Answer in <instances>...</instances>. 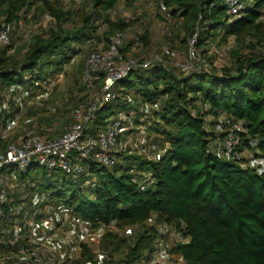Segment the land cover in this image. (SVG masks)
<instances>
[{
	"label": "trees",
	"instance_id": "16d2710c",
	"mask_svg": "<svg viewBox=\"0 0 264 264\" xmlns=\"http://www.w3.org/2000/svg\"><path fill=\"white\" fill-rule=\"evenodd\" d=\"M85 1L82 7H65L62 0H0V26L12 23L19 27V23L44 16L51 19L46 30L22 38L16 37L14 26L11 44L0 46V95L8 87L21 86L36 98L33 82L64 76L79 52L73 45L95 38L101 22L108 27V44L115 31L136 25L132 20L110 19L109 13L121 0ZM241 2L243 9L233 18L227 15L222 0H155L156 16L161 21L180 23L187 36L197 32V47L204 49L202 53L215 42L233 38L236 47L227 49L232 61L222 67L210 62L209 69L200 65L189 73L156 64L120 80L114 86L119 97L98 108L87 125V134L93 135L109 123L101 114L113 103L117 110L130 112L124 96L131 94L136 105L154 107L136 115L145 118L146 136L139 142L143 152L119 153L120 163L113 167L91 162L77 182L54 171L36 179L32 173L35 166L31 165L28 183L36 181L47 200L38 206L37 220L68 211L90 228H101L105 264L118 252L122 259L117 264H156V258L165 253L157 247L158 238L167 237L157 225L169 226L181 237L171 248L181 264H264V168L248 164L258 159L264 163V0ZM136 35L146 48L148 32ZM188 39L183 40L187 48ZM132 44L126 41L120 48L123 57ZM214 49L212 54L218 59ZM84 63L85 59L77 70L86 88ZM101 84L102 79L94 82L98 90ZM23 112L19 107L11 113L0 111V153L8 148L3 133ZM31 112L28 109L26 114ZM50 113L55 115L56 108ZM206 116H222L240 126L236 132L239 145L232 159L213 151L217 147L214 141H222L223 134L207 129L208 125L214 127L216 120L208 124ZM45 134L51 135H39ZM152 144L159 150L167 148L156 156L155 149H148ZM244 150L248 154L240 157ZM144 173H149L150 179L146 180ZM142 182L146 185L143 190L139 186ZM66 183L75 187L67 188ZM32 189L27 187L24 193L29 196ZM26 208L22 219L31 213L32 206L27 204ZM8 223L5 220L0 225ZM129 228L134 230L126 234ZM20 243L10 246L14 254ZM80 248L83 254L89 250L87 246Z\"/></svg>",
	"mask_w": 264,
	"mask_h": 264
},
{
	"label": "built area",
	"instance_id": "2783aa9c",
	"mask_svg": "<svg viewBox=\"0 0 264 264\" xmlns=\"http://www.w3.org/2000/svg\"><path fill=\"white\" fill-rule=\"evenodd\" d=\"M222 4L226 8L227 15L233 18L237 17L243 9L241 0H222ZM13 33L14 25L12 23H2L0 26V46H9ZM197 35V32H194L188 39L187 60L182 64L171 63L182 73H189L200 65L207 69L210 68V64L203 60L198 52ZM126 41H133L134 44H138L139 36L130 35L125 30L115 31L105 50L101 51L95 48L88 50L83 68L85 87L87 90H91L94 82L100 79H102V84L93 97L87 101L84 109H75L72 112V121L59 136L46 138L34 132H27L22 136L21 142L10 144L5 152L0 153V222L10 221L13 218L16 220H11L12 224L15 223L13 228H16L17 224L18 226L21 225V229L17 230L15 237L10 241L11 245L15 246L21 238V232V235L25 236L27 244L21 243L19 245V252L15 257L19 264H47L43 262L42 253L44 251L55 252L54 248L51 247L54 240H51L50 236H43L40 245L34 244L36 235L43 233V218L36 219L39 212L38 206L47 200L36 181L28 183L27 174L31 165H34L36 169L42 168L46 172H61L69 180L77 182L85 175L87 164L94 162L101 166L113 167L118 162L117 155L127 152L131 147L132 139H123L120 135L125 132H136L134 118L143 112L144 108L142 107L131 112L117 110L115 117L104 128L97 130L93 135L87 134V125L93 119L98 108L104 103L115 101L119 97L114 91V86L120 80L128 77L132 72L145 71L156 64L166 65L164 58L160 55L150 58L123 57L120 48ZM215 55L218 59H224L225 52L221 48L215 51ZM61 77L63 74H59L54 79H47L45 82L35 80L33 87L36 90V99L46 98ZM23 103L25 101L22 102L21 99L17 105L20 112L24 110ZM5 109L8 113L13 110L12 106L8 104ZM239 130L238 124L229 122L222 116L218 117L215 121L214 131L217 134H223V138L220 144L213 148V151L226 160L232 159L239 145V138L236 133ZM140 133L142 136H146L144 127L140 129ZM143 142L142 140L141 143ZM166 148L159 150V153L163 154ZM147 158L150 157L147 156ZM8 170H13L17 178L21 179L23 191L27 187L33 188L29 196L23 195L20 201H15L9 195ZM143 176L146 180L150 179L149 173H144ZM139 186L141 190L146 187L143 182ZM27 204L32 206L31 213L22 219L21 216L27 214ZM56 225L69 230L64 232L61 239L57 241L61 250L63 248L62 252L58 250V254L61 255L57 258V256L50 254L49 260H56L57 258L63 263H70L75 258L73 251L76 247L87 246L91 248L102 235L101 228H90L79 216L68 211H63L57 215ZM2 260L5 261V259ZM105 261V253L97 251L94 258L85 261L84 264H105Z\"/></svg>",
	"mask_w": 264,
	"mask_h": 264
},
{
	"label": "rangeland",
	"instance_id": "374dc122",
	"mask_svg": "<svg viewBox=\"0 0 264 264\" xmlns=\"http://www.w3.org/2000/svg\"><path fill=\"white\" fill-rule=\"evenodd\" d=\"M62 3L65 7H82L86 5L85 0H62ZM157 13L158 11L156 10L155 0H130L127 2L125 0H121L116 9L109 13V17L113 21L117 19H123L124 21L132 20L136 22L137 26L134 25L125 29V31L130 35H136L135 33L140 35L145 31H147L150 35L149 43L146 48H143L141 43L132 44L126 55L127 57L150 58L155 55H160L164 58L166 64L175 68V66L171 65V63L182 64L187 60V44L185 45L183 43V40L186 39L187 42V39L190 38L193 33L187 36L186 33L183 32L180 23H174L171 19L167 21H161L156 16ZM50 22L51 19L48 16H44L38 21L28 20L27 22H22L21 24L19 23V27H17V25L15 24L14 26H16L17 30L16 37L22 38L27 34L39 33V31L46 30ZM100 26L101 27L97 30L96 34H102V37L104 36V38L108 37L106 35V33L108 32L107 24L102 23L100 24ZM111 36L112 35L109 36V39ZM98 44L100 43H96V45ZM93 47L97 50H100L98 48H101V45H99V47L92 46V42L82 45V48L79 49V52L74 60V65L68 68L66 75L59 78V80L56 82V86L53 89L54 91L45 99L38 101V104L35 105L36 108L34 109V112H36L38 117L40 118L36 119L35 116H31V114H29L31 118H26V112L28 109L25 107L26 104L23 103V114L19 118H17L16 123L11 127V129H9L6 133H3L4 140L8 144V146L12 143L18 144L19 142H21L22 136L27 132L38 133V131H45L48 134L54 133L58 134L59 136L61 131L64 130L72 121V110L84 109V103L90 100L93 95L98 91V89L95 85H93V88L91 90H87L86 88H84L82 85V79L80 80L81 75L78 73L77 68L78 63L84 60L88 50L92 49ZM213 47L215 48L213 50L214 52L221 48H223V50L227 52L228 48L231 47L233 49L236 47L233 38L228 39L224 43L215 42L210 47L207 46L206 48L208 50L205 53H202L204 49H198V52L203 58V60H205L207 63L211 62L210 64L212 66L215 63L218 67L229 65L232 59L228 52L226 53L224 59L218 60L213 56L214 54H212ZM210 48L211 50H209ZM5 95L6 93L4 92L0 95V111L3 109L5 110L7 104L10 105L9 103H7ZM3 98L5 99L4 102H2ZM22 102H24V100H22ZM52 108H56V113H54L55 115L50 113ZM115 112H117L116 102L113 103V105H110L107 110L103 111L101 115L108 122L110 121V118L115 115ZM43 115L45 116L42 117ZM211 120L216 119L211 118ZM134 123L135 127L136 125H140V123ZM138 132H140V130H138ZM128 134L131 133L125 132L124 136H121V138L125 139ZM130 145L131 147L129 149V152H125V154L127 155H129L132 150L135 152V143L130 142ZM136 145H138V147L142 146L139 145L138 142L136 143ZM118 163H120V160L118 161ZM258 164L259 163L256 162V165ZM44 172L46 171L42 168L36 169V173H38L40 176H42ZM71 186L75 187V185H70V183H66L67 188ZM55 214L59 213L54 212L52 215H48L47 218H43V233L36 235V238L34 239L35 244L37 246L42 243L43 236H50L51 240H54V243H52L51 247L54 248L55 252L53 251L49 253L44 251L42 253V256L44 258L43 262L47 264H81L84 261L93 259L95 256V252L103 251V249L101 248L102 241H100L99 239V241L95 245L89 248V250L85 251L86 254H83V248L76 247L75 251H73L75 258L72 262L63 263L62 261L58 260L57 258H59V256L61 255L58 254V250L62 252L63 248L61 250V246L58 245L57 241L61 239L63 233L67 232L69 229L61 228L56 225ZM7 221L10 222V229L13 230L15 236L17 230L21 229V225L18 226L17 224L16 229L13 228L15 223L12 224L11 220ZM151 223L153 224V221ZM157 226L160 233L163 235H167V237L166 239L160 237L158 238L159 243H157V247L161 248L165 253H161L163 255H160L156 258V264H181L182 260L179 258V256L171 252V248L174 247L178 242H181V237L173 228L169 226ZM133 230V228L126 229L125 233L131 234ZM119 234L123 235L124 233L119 232ZM50 254L57 256L56 260H49L51 258ZM120 254V252L114 253V255L112 256V262L108 264L119 263V261H121L122 259Z\"/></svg>",
	"mask_w": 264,
	"mask_h": 264
},
{
	"label": "crops",
	"instance_id": "0c3cea01",
	"mask_svg": "<svg viewBox=\"0 0 264 264\" xmlns=\"http://www.w3.org/2000/svg\"><path fill=\"white\" fill-rule=\"evenodd\" d=\"M135 26H137V24ZM100 27L98 29H100ZM96 32L94 33V36H96V37L93 38L92 40H86L85 42H83V43H81L79 45H73V47L76 48V49H81L82 45H84L86 43H89V42H92V46H98L99 47V45H101V48H98V49H100L101 51L105 50L107 48V46H108V41L105 39L106 37L104 38V36L102 37V34H96ZM135 34H137V33H135ZM96 43H100V44L96 45ZM76 56L77 55L74 56V58L72 60V64H69V66L66 68V74H67L68 68L72 67L74 65V60H75ZM215 65H216V63H215ZM78 73L80 74V72H78ZM80 75H82V73ZM4 93H6L5 96H6L7 103H9L12 106V108H16L17 105L20 103V100L22 99V100L25 101V104H26L25 107L27 109L33 110L31 112V116H35L36 119L40 118V117H38L37 113L34 112V109L36 108L35 105L38 104V100H36V98L31 96L32 92L24 90V88L21 87V86H12V87H8L4 91ZM132 97L133 96L131 94H126L124 96V98L126 99L127 103L129 104L128 108L131 109L130 112L133 111L136 108L139 109L141 107L144 108L146 112H149L150 109L154 108V107H151V106H149L147 104L146 105L145 104L136 105L137 102H135ZM118 110H125L126 111V108L125 109L124 108L123 109H118ZM31 116H29V114H26V118H31ZM44 116L45 115H43L42 117H44ZM146 116L148 117V115H146ZM114 117H115V115L113 117H111L110 120H112ZM147 117H146V119H147ZM211 118H212L211 116H206L205 117V120L207 121L208 124L210 122L214 121V120H211ZM144 120H145L144 117L136 116L134 118V121L136 122V124L140 123V125H138V126L136 125V127H135L137 132H132L130 135H127L125 137V138H131L132 142H134L135 146H136L135 147V152L132 150L130 152V154H132L134 152L133 155H140L143 152V146L138 147V145H136V143L138 142V144L140 145L139 142H141L143 140L142 139L143 138L142 134L140 132H138V130L143 128V124L142 123H143ZM207 129L211 130V131L212 130L214 131V127L213 126H209L208 125ZM38 133H39V131H38ZM41 133L44 134L45 131H42ZM41 133H39V134H41ZM95 133L96 132H94V134ZM52 136L56 137V136H58V134H54L53 133L51 135H46L44 137L53 138ZM220 142H221V139L217 140V141H214V145H219ZM139 148H140V150H139ZM148 149L149 150H151V149L154 150L155 149V152H154L155 155L159 153V149L156 146V144H152L151 146L148 147ZM159 154H161V153H159ZM247 154H248L247 151L244 150L243 152H241L239 154V156L240 157H245ZM256 162L261 164L262 165L261 167L264 168V163L262 161H260L259 159L256 160V161L251 160V161L248 162V164L251 165V166H255ZM32 173H33V177L34 178H36V179L41 178V176L38 173H36V168L32 171ZM8 181L10 183L9 195L12 196V198L15 201H20L21 198H23V195H26L24 193V191L22 190V188H21V179L17 178V176L15 175L13 170H8ZM8 216L10 217V215H8ZM11 220L16 221L13 218ZM17 220H19V219H17ZM9 224L10 223H8V225H6L5 227H4V225L2 226V224L0 225V264H19L16 260H14L18 253L14 254L11 251V247H10L11 246V242H10L11 241V237H10V234H11L12 231H11V229L9 227ZM13 235H14V232H13ZM20 240H21V243L27 244V242H25V236L21 235ZM2 259H5V261H3Z\"/></svg>",
	"mask_w": 264,
	"mask_h": 264
}]
</instances>
